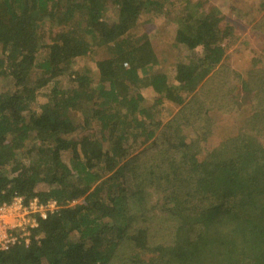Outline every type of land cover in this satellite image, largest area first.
Instances as JSON below:
<instances>
[{"label":"trees","instance_id":"trees-1","mask_svg":"<svg viewBox=\"0 0 264 264\" xmlns=\"http://www.w3.org/2000/svg\"><path fill=\"white\" fill-rule=\"evenodd\" d=\"M167 1L0 0V207H57L35 215L28 236L10 231L17 240L0 246V264H111L127 246L134 264H264V111L252 96L237 135L203 154L214 109L184 112L223 63L226 33L216 8L187 12L175 41L200 55L153 71L150 40L129 33ZM100 47L107 58L78 68ZM164 108L177 110L167 123L155 119ZM160 153L175 157L168 170L145 167ZM164 183L175 239L151 246L149 208Z\"/></svg>","mask_w":264,"mask_h":264},{"label":"rangeland","instance_id":"rangeland-1","mask_svg":"<svg viewBox=\"0 0 264 264\" xmlns=\"http://www.w3.org/2000/svg\"><path fill=\"white\" fill-rule=\"evenodd\" d=\"M262 0H169L163 3L160 11L145 13L140 17L139 25L130 31L132 43L137 39L146 36L153 47L157 57V63L152 68L153 71L167 72L172 63L191 59L194 55H200L199 51L190 52L187 47L175 41L176 31L179 29L180 20L184 14L191 12L198 17L202 12L214 7L218 10L221 18L220 27L225 31L226 37L224 47L226 50L223 63L210 76L204 86H200L196 93V99L184 112V116L189 117L194 111L197 114V106L204 105L209 109H214L211 113L212 126L211 134L207 140H200V148L203 154L210 153L225 138L237 135L238 129L251 116L253 108L250 99L254 96L253 103L257 104V109L264 111V8H261ZM260 6V7H259ZM260 10V11H259ZM115 10L108 11V16L114 18ZM109 49L96 48L92 54L80 59L78 68L90 69L93 61L107 58ZM252 73L253 80L249 81L251 93L246 95L241 90V81L250 80L248 74ZM4 82L0 81V89ZM243 96L238 98L239 94ZM47 91L38 97L33 105V111H39L48 101ZM189 99L194 93L186 94ZM243 105L241 109L233 108V102ZM177 110L170 112L168 109H159L155 113L156 120L168 122ZM88 114V110H80V114ZM200 114L198 118L202 119ZM199 128L204 125L199 124ZM183 134L187 142L197 140L195 131L192 128H184ZM197 141H195L196 143ZM174 156L167 153H160L149 164H158L155 168L163 167L169 169ZM181 170V169H180ZM170 185L161 184L154 192L153 202L149 208L150 244L156 246L169 245L175 239L176 219L169 214L162 206L161 197L166 193L165 189ZM186 189H183L185 192ZM51 210V209H50ZM36 214L22 215L20 212H12L0 217V225L7 232L17 231L10 229L17 223L24 224V229L28 234L29 221L35 218ZM21 236L22 233H21ZM136 255V256H135ZM135 256V257H134ZM137 261V252L129 246L117 252L111 264H134Z\"/></svg>","mask_w":264,"mask_h":264},{"label":"built area","instance_id":"built-area-1","mask_svg":"<svg viewBox=\"0 0 264 264\" xmlns=\"http://www.w3.org/2000/svg\"><path fill=\"white\" fill-rule=\"evenodd\" d=\"M125 66H127L125 64ZM55 203H50L47 205L40 204L37 200H33L30 202L29 205H24L21 199H16L11 205L9 206H2L0 207V217L6 216L12 212H20V214L26 216L29 214H36L40 215L43 219H45L48 215V212H53L56 209ZM51 209V210H50ZM1 221V220H0ZM31 228L36 227L37 223L35 218L29 221ZM24 224L17 223L15 226H11L10 229H18L21 231L23 237L28 236L29 233H26V229H24ZM11 231V230H9ZM17 240V237L14 236L12 233L7 232V229L3 230L0 225V246L2 249H7L9 244L14 243Z\"/></svg>","mask_w":264,"mask_h":264}]
</instances>
